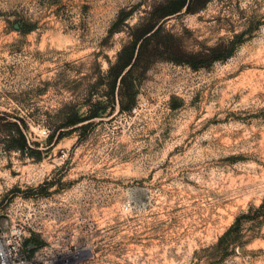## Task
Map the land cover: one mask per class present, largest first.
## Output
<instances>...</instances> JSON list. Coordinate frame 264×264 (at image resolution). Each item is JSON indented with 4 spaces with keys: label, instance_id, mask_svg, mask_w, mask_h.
<instances>
[{
    "label": "rangeland",
    "instance_id": "obj_1",
    "mask_svg": "<svg viewBox=\"0 0 264 264\" xmlns=\"http://www.w3.org/2000/svg\"><path fill=\"white\" fill-rule=\"evenodd\" d=\"M158 1L0 0V112L40 152L0 141V227H26L30 264H264V0L168 18L187 51L242 39L198 69H136L135 105L112 107L101 76ZM89 92L107 107L56 142Z\"/></svg>",
    "mask_w": 264,
    "mask_h": 264
},
{
    "label": "trees",
    "instance_id": "obj_2",
    "mask_svg": "<svg viewBox=\"0 0 264 264\" xmlns=\"http://www.w3.org/2000/svg\"><path fill=\"white\" fill-rule=\"evenodd\" d=\"M211 1L161 0L147 11L139 25L129 28L128 40L117 53L116 60L114 62L109 60V68L101 76L102 83L106 86L103 93L112 107H115L116 102L120 105L121 110L131 109L135 105L138 90L133 75L138 68L143 73L154 62L169 60L198 69L232 54L235 45L241 41L243 33L235 34L227 44L221 42L216 46L193 52L184 49L180 38L166 27V21L171 16L183 10L187 13L196 12ZM130 14L131 11L122 10L118 21L124 23ZM21 27L20 24H14L15 29L19 30ZM33 29V24L30 23L23 32L28 33ZM83 103L89 105V112L86 115L79 113V102H65L58 109L61 122L58 126L59 134L56 142L66 135L84 129L90 120L100 115V110L107 107V105L103 106L100 100L93 102L90 92ZM25 127L26 123L23 118H13L7 112H0V141L4 147L8 150L19 151L23 155L27 153L28 156L33 157L34 152H40L32 147ZM35 144L38 145V143ZM234 226L235 224L220 237L218 246L224 242Z\"/></svg>",
    "mask_w": 264,
    "mask_h": 264
},
{
    "label": "built area",
    "instance_id": "obj_3",
    "mask_svg": "<svg viewBox=\"0 0 264 264\" xmlns=\"http://www.w3.org/2000/svg\"><path fill=\"white\" fill-rule=\"evenodd\" d=\"M26 227L13 224L8 228L0 227V264H30L25 251Z\"/></svg>",
    "mask_w": 264,
    "mask_h": 264
}]
</instances>
